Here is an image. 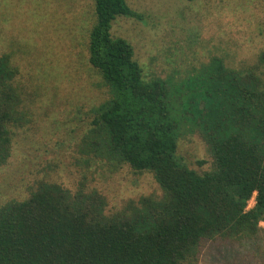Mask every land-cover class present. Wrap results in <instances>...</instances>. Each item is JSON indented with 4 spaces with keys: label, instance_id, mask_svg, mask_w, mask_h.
<instances>
[{
    "label": "trees",
    "instance_id": "trees-1",
    "mask_svg": "<svg viewBox=\"0 0 264 264\" xmlns=\"http://www.w3.org/2000/svg\"><path fill=\"white\" fill-rule=\"evenodd\" d=\"M93 13L88 63L109 96L95 108L87 147L150 171L162 195L128 201L109 215L96 190L71 193L41 181L27 198L0 206V264H196L208 239L258 234L264 221V72L229 67L214 56L179 82L146 76L130 42L110 31L117 17L141 20V13L127 0H94ZM18 73L2 53L0 165L10 156L13 128L29 119ZM188 123L212 157L203 172L176 154Z\"/></svg>",
    "mask_w": 264,
    "mask_h": 264
},
{
    "label": "rangeland",
    "instance_id": "rangeland-1",
    "mask_svg": "<svg viewBox=\"0 0 264 264\" xmlns=\"http://www.w3.org/2000/svg\"><path fill=\"white\" fill-rule=\"evenodd\" d=\"M142 19L119 16L113 37L133 47L146 76L179 82L211 57L233 68L264 72V0H127ZM94 0H0V55L18 68L28 122L13 128L11 153L0 165V206L22 200L39 182L71 193L96 190L105 214L142 196L160 197L150 171H137L88 149L95 108L109 93L88 63ZM176 154L197 172L212 166L191 123L181 126ZM202 161V164H199ZM254 204V196L247 208ZM255 236L206 240L196 264H264V221Z\"/></svg>",
    "mask_w": 264,
    "mask_h": 264
}]
</instances>
